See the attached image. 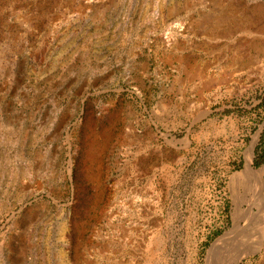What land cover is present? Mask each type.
I'll use <instances>...</instances> for the list:
<instances>
[{"label": "rangeland", "instance_id": "obj_1", "mask_svg": "<svg viewBox=\"0 0 264 264\" xmlns=\"http://www.w3.org/2000/svg\"><path fill=\"white\" fill-rule=\"evenodd\" d=\"M249 160L264 0H0V264H221Z\"/></svg>", "mask_w": 264, "mask_h": 264}, {"label": "bare ground", "instance_id": "obj_2", "mask_svg": "<svg viewBox=\"0 0 264 264\" xmlns=\"http://www.w3.org/2000/svg\"><path fill=\"white\" fill-rule=\"evenodd\" d=\"M263 173L264 165L259 170H252L250 167V160L246 163L242 174H244L246 178L245 184L247 187L244 194L238 196L237 200L235 199L237 205L233 213V218L235 219L234 228L236 230L233 231V228L229 232L232 233L229 235V238L240 237L237 233L239 227H241L245 231L244 236L250 240V243L245 248H240L226 257L224 261L222 260L221 264H237L244 256L258 252L264 247V200L259 193L262 189L259 180ZM240 198H242L241 201ZM251 202H253V205H251ZM244 203L246 204V207H244ZM241 220L244 221L243 225H241L243 223H241Z\"/></svg>", "mask_w": 264, "mask_h": 264}]
</instances>
